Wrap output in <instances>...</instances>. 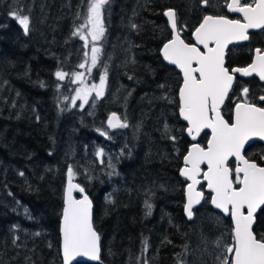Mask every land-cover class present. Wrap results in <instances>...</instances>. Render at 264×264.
I'll return each mask as SVG.
<instances>
[{
  "label": "trees",
  "instance_id": "16d2710c",
  "mask_svg": "<svg viewBox=\"0 0 264 264\" xmlns=\"http://www.w3.org/2000/svg\"><path fill=\"white\" fill-rule=\"evenodd\" d=\"M201 2L108 0L90 75L97 81L106 70L105 93L80 108L71 104L69 76L80 71L86 46L73 33L90 1L0 0V264H61L69 168L92 201L101 248L98 263L76 264L218 263L213 241L231 242V222L211 208L208 193L191 221L183 214L179 170L191 141L178 116L181 77L159 56L170 38L164 12L175 10L179 28L183 19L191 31ZM14 10L29 16L28 34ZM57 71L68 76L59 80ZM113 113L128 127L109 128ZM222 114L230 120L226 107ZM244 155L264 166V143ZM253 231L264 235V206Z\"/></svg>",
  "mask_w": 264,
  "mask_h": 264
},
{
  "label": "snow or ice",
  "instance_id": "6c2138e0",
  "mask_svg": "<svg viewBox=\"0 0 264 264\" xmlns=\"http://www.w3.org/2000/svg\"><path fill=\"white\" fill-rule=\"evenodd\" d=\"M208 5L209 0H202ZM108 0H90L86 23L76 29L74 35H80L85 41L87 35L82 30L91 24L92 41L99 40L104 33L102 9ZM230 12L240 13L241 19H229L227 16L206 15L202 23L195 29V39L203 45L206 51H201L196 44L185 43L180 38L177 28L175 10L169 9L165 15L169 18L174 38L163 46L164 59L177 65L183 72V86L179 89L180 115L189 124L188 134L193 140L204 130L211 129V139L206 147L193 144L187 155L183 157L184 168L181 175L191 181L187 185V204L185 212L189 219L194 216V205L200 204L204 198L202 191H197L200 183L201 165H207L203 172L207 187L214 195L211 204L233 221L231 242L223 243L222 239L213 241L217 249H221L216 259L219 264H264V235L259 238L253 231L255 213L264 206V166L246 158L242 152L245 144L253 137L264 139V107L248 101L249 89L243 88V101L236 103L234 120L229 123L224 118L221 108L232 89L236 73L250 76L253 73L264 80V52L255 49V60L244 68H234L231 71L225 66V49L235 41L249 40V29H264V0H231L227 4ZM22 26L24 34L30 29V18L18 10L10 13ZM133 27H136L133 25ZM212 45V46H210ZM87 46V45H85ZM91 66L98 62L100 49L92 47ZM88 53H85L87 56ZM193 64L197 65L193 67ZM84 68L85 64L79 65ZM75 80L82 84L84 73H74ZM59 80H64L68 73L57 71ZM106 80L101 76L99 85L85 84L76 92L75 99H82L85 104L90 94L95 91L96 97L104 94ZM264 101V96L259 97ZM74 104V101H73ZM75 106V105H74ZM111 128H127L115 113L108 119ZM167 130V126H165ZM103 134V133H102ZM175 140L176 137H171ZM98 155H103L101 151ZM235 157V169L228 166L230 158ZM23 175V173H21ZM69 183L63 209V261L72 264L79 256L100 260V236L92 223V202L87 195L75 199L74 189L83 193L84 189L71 182L72 168L68 169ZM151 209V205L146 204ZM147 244V241H145ZM230 258V259H229Z\"/></svg>",
  "mask_w": 264,
  "mask_h": 264
},
{
  "label": "flooded vegetation",
  "instance_id": "af4514ba",
  "mask_svg": "<svg viewBox=\"0 0 264 264\" xmlns=\"http://www.w3.org/2000/svg\"><path fill=\"white\" fill-rule=\"evenodd\" d=\"M229 1L230 0H227V2H222L219 11L212 10L211 7L208 5H206L205 8H202L201 4L203 2H201L200 8L204 12V14L202 15L199 23L191 31H188L186 29V25H185L186 20H183V19L181 23H184V27H183L184 31L179 28L178 17L176 14L177 28H178L180 37L184 36V39L183 38L181 39L184 40L185 43L194 44L192 41V33L199 26V24L203 20V17L206 15L227 16L229 19H241L242 20V18L238 14H227L226 6L229 3ZM242 2L251 3V0H242ZM248 35H249V40H247L246 42L240 43L237 45H232L228 48L226 52V57H225V66L228 67L230 71L234 68H244V67H247L249 64H251L256 58L255 49L259 48L261 49L262 52H264V29H260L255 32H249ZM170 39H171V32H170L169 40ZM245 87L249 89L248 101L251 103L257 104V106L259 107H264V101L259 100L260 96H264V81L258 79L255 76L249 77V78H242L236 73L232 89L229 92L228 98L226 99V102L221 109V112L223 111L225 107L228 110V116H230L229 123H231L232 113H233V109L236 103L242 102L244 99L242 90ZM204 133L207 134V139H208V132H204ZM204 133H202V135ZM201 136L199 137V139L201 138ZM199 139H198V143H199ZM207 139H206V142H207ZM205 143L204 145L200 143L199 144L202 147H205ZM229 163L233 164V169H234V165H235L234 161L233 162L230 161Z\"/></svg>",
  "mask_w": 264,
  "mask_h": 264
},
{
  "label": "water",
  "instance_id": "95a60500",
  "mask_svg": "<svg viewBox=\"0 0 264 264\" xmlns=\"http://www.w3.org/2000/svg\"><path fill=\"white\" fill-rule=\"evenodd\" d=\"M231 2V0L229 1V3ZM205 6L206 5H204L203 3L201 4V7L202 8H205ZM168 11V10H167ZM167 11H165L164 12V18H165V20H166V23H167V26H168V29H169V31L171 32V39H173L174 38V35H175V33L173 32V30H172V28H171V24H170V21H169V18L165 15V13L167 12ZM226 12H227V14H238L241 18H242V20H243V17H242V15L240 14V13H234V12H230V11H228V9H227V6H226ZM203 21V20H202ZM202 21H201V23H202ZM200 25V24H199ZM199 27V26H198ZM258 30H260V29H249L248 30V33L249 32H255V31H258ZM194 33H195V30L193 31V33H192V41H193V43L194 44H196L197 45V47H199L200 49H201V51H206L204 48H203V45H200V44H198L197 43V41H196V39H195V35H194ZM181 38V37H180ZM170 39V40H171ZM244 42H246V41H235V42H233V43H230L228 46H227V48L225 49V57H226V52H227V50H228V48L230 47V46H232V45H237V44H240V43H244ZM167 43V42H166ZM163 46H164V44L162 45V47L160 48V50H159V56H160V58H161V60H162V62L167 66V67H170V68H173L179 75H180V77H181V85H180V88L183 86V72H182V70L177 66V65H174V64H171L168 60H165L164 59V55H163ZM210 46H212V45H210ZM197 65H195V64H193V67H196ZM240 77H242V78H249V77H253V76H255V77H257L258 79H260V77H259V75L258 74H256V73H253L252 75H250V76H244V75H242L241 73H237ZM261 80V79H260ZM262 81H264V80H262ZM179 88V89H180ZM177 99H178V116H179V119H180V121H181V123L182 124H184L185 125V127H186V129H185V134H186V136L189 138V140L191 141V144H190V146L188 147V149H187V151H186V153H185V155H187V153H188V151L191 149V146L193 145V144H197L198 143V139H199V137L202 135V133H204V132H208V139H207V142L205 143V147L207 146V143H208V141L211 139V129H204L197 137H196V139L195 140H193L192 139V137L188 134V132H187V128L189 127V124H188V122L186 121V120H184V118H183V116H181L180 115V111H179V109H180V98H179V90H178V94H177ZM225 102H226V100H225ZM225 102H224V104H225ZM224 106V105H223ZM222 106V107H223ZM222 109V108H221ZM234 110H235V107H234V109H233V113H232V119H231V123L233 122V120H234ZM109 119V118H108ZM107 126L109 127V125H108V120H107ZM109 128H111V127H109ZM111 129H115V128H111ZM254 142H260V143H264V139H261V138H259V137H253L252 139H250L246 144H245V146H244V149H243V152H242V154L244 155V151H245V149L248 147V146H250L251 144H253ZM199 144V143H198ZM184 155V156H185ZM183 156V157H184ZM245 156V155H244ZM246 157V156H245ZM231 160H233L234 161V163H235V165H234V169H235V167L237 166V161H236V159H235V157H232V158H230V160L228 161V163L231 161ZM253 161V160H252ZM184 162H183V158H182V166L180 167V170H179V176L181 177V178H183L184 180H185V182H186V184H185V187H184V200H185V202H184V207H183V214H184V216H185V218H186V220L187 221H191L192 219H189L188 217H187V215H186V212H185V205L187 204V185L189 184V183H191V181L190 180H188L186 177H184V176H182L181 175V170L184 168ZM229 166V165H228ZM262 166V165H261ZM230 167V166H229ZM201 168H202V172H201V175L198 177V179L200 180V183L198 184V185H196V189H197V191H202L203 193H204V197H205V193H208L209 194V203H210V206H211V208L213 209V210H215V211H217V212H219L221 215H223L224 217H229V219H230V222H231V226L233 227V221H232V219H231V217H230V215H226L225 213H223L220 209H217V208H215V206L214 205H212L211 204V196L212 195H214V193H212L211 192V190L210 189H208V187H207V181L206 180H204V177H203V172H206L207 171V165L206 164H203V165H201ZM71 182H72V184H74V185H78L72 178H71ZM68 183H69V176H68V169H67V171H66V180H65V185H64V191H63V205H62V210H61V216H60V220H59V250H60V258H61V264H64V261H63V233H62V226H63V209H64V207L66 206L65 205V201H66V194H67V189H68ZM80 186V185H79ZM203 187L202 189L200 188V187ZM81 187V186H80ZM72 195H73V197L75 198V199H77V200H79V199H82L83 198V196H85V195H87L88 196V194L84 191L83 193H81V192H79L78 190H76V189H74L73 190V192H72ZM88 198L90 199V197L88 196ZM91 200V199H90ZM203 200H204V198L201 200V202H200V204H197V205H194V207H193V211L196 209V208H198L201 204H202V202H203ZM92 202V201H91ZM263 208V206L260 208V209H258L257 210V212L255 213V222H256V215L258 214V212L261 210ZM92 209H93V204H92V208H91V214H92ZM93 223V222H92ZM254 225H255V223L253 224V228H254ZM96 231V230H95ZM97 232V231H96ZM98 233V232H97ZM99 246H100V241H99ZM101 254V248H100V253H99V255ZM80 262H88V263H98L99 261H97V260H92L90 257H84V256H79V257H76V258H74L73 259V261H72V264H76V263H80Z\"/></svg>",
  "mask_w": 264,
  "mask_h": 264
},
{
  "label": "rangeland",
  "instance_id": "374dc122",
  "mask_svg": "<svg viewBox=\"0 0 264 264\" xmlns=\"http://www.w3.org/2000/svg\"><path fill=\"white\" fill-rule=\"evenodd\" d=\"M222 2H227V0H209L208 6H210L212 10L219 11ZM87 16H88V7H87V9L85 11V15H84L83 20H82L83 22H86ZM90 33H91V24H89L87 28H84L82 30V34L88 36V40L87 41H85L84 39L81 38L80 35H78V37L82 40V42L84 43V45H87L86 46V53H88V55L86 56V60L84 62L85 67L84 68H80V71H78L80 73H84V76H83L84 83L82 84L80 81L75 80L74 75H70L69 76L70 77V80L74 84V93H73L72 98H71V104L72 105H75V106H79L80 108H82L85 105V103L83 102L82 99H75L77 90L80 89L81 87H84L85 84L87 86H89V87H91V85H93V84H95V85H99L100 84V79L97 80V81H92L90 79V75H91L92 70L94 68V67L91 66L90 57L92 55V53H91L92 47L95 46V47H97V48L100 49V47L98 46V43H99V41H100L101 38L99 40L92 41L91 34ZM98 58H99V55H98ZM101 76H104V75H101ZM101 76H100V78H101ZM105 88H106V80H105ZM105 88H104V93H105ZM103 95L100 96V97H96L95 91H93L90 94V96H89V101L92 98H94V99H101L103 97ZM73 101H74V104H73ZM216 262H218V261L216 260ZM217 264H219V262Z\"/></svg>",
  "mask_w": 264,
  "mask_h": 264
}]
</instances>
